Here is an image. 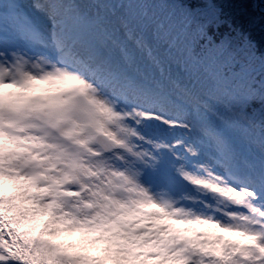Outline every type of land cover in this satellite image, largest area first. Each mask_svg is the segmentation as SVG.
<instances>
[{
  "label": "snow or ice",
  "instance_id": "6c2138e0",
  "mask_svg": "<svg viewBox=\"0 0 264 264\" xmlns=\"http://www.w3.org/2000/svg\"><path fill=\"white\" fill-rule=\"evenodd\" d=\"M3 3L0 264H264V157L240 164L228 131L238 127L246 139L264 146V88L248 87L243 75L225 79L211 58L202 65L196 62L210 83L203 94L165 79L164 62L141 31L152 23L160 35L168 34L173 46L186 40L193 27L208 32L209 26L223 23L214 0H203L202 8L181 0L185 11L179 33L169 32V24L150 18L147 10L116 20L99 14L89 19L69 0L33 3L51 18L50 41L60 53L59 62L73 57L92 74L90 79L67 68L37 74L32 69L40 65L29 67V56L4 48L10 30L41 43L49 37L31 26L18 0H8L7 9ZM86 29L94 30L97 50L85 58L75 49ZM232 51L251 57L254 45L228 34L224 52ZM138 56L156 68L159 79L138 80L126 70ZM105 73L122 89L115 95L116 89L105 88V95L120 104L132 102L123 90L141 89L162 97L168 106L120 111L95 95L98 82L104 87ZM257 100L250 113L249 105ZM126 119L134 124L157 120L192 141L157 142L124 123ZM145 142L155 149L183 145L193 157L207 150L211 162L192 167L185 155L177 154L176 173L204 197L226 201L225 208H215L226 219L197 212L171 195L158 198L143 184V170L158 163ZM180 200L214 207L187 194Z\"/></svg>",
  "mask_w": 264,
  "mask_h": 264
},
{
  "label": "rangeland",
  "instance_id": "374dc122",
  "mask_svg": "<svg viewBox=\"0 0 264 264\" xmlns=\"http://www.w3.org/2000/svg\"><path fill=\"white\" fill-rule=\"evenodd\" d=\"M73 0H69V2H71ZM75 4L83 7L88 13L93 11L92 9V3L93 4H100V2H102L104 4V1L108 3L109 7H111L113 10H111V12L113 14H115V17L118 19L120 17H125L127 16L126 14V8H127V2L126 0H89L90 3L88 2H83L84 0H74ZM125 1V2H124ZM77 2V3H76ZM92 2V3H91ZM130 2L133 5H136V8L138 11H144V10H151V12L149 13V17L150 18H154L155 20H161L167 23L172 24L174 22V15H172L171 13H167L166 11L167 8L165 7H161V8H156L155 5L152 6L151 4V0H130ZM72 3V2H71ZM155 9V10H154ZM163 13V17L161 16V14ZM173 20V21H172ZM141 31L143 33V36L146 40H151L153 42V46L156 49V51L158 52L159 56L162 58L164 65L167 69V74L165 79H169L170 77H172L173 81H182L185 85L190 86L192 88H194L196 90L197 93H204V90L207 87H210V84L208 82V78L206 76H204L203 74H201L200 76H202L201 80L202 84H195L194 80L197 79L199 77V72H198V65L197 63H191L189 65L186 64V62L184 61L183 57L185 56V49L186 48V44L185 41L183 40V38H181V41L179 44H176L175 46H173L172 44H169V41L167 39V35L168 34H164V35H160L157 31V29L154 27V25L152 23H149L147 26H144L141 28ZM170 32V30H169ZM87 45L85 46L86 49L91 50L92 51H96V39H95V34H92L90 37L87 38ZM169 45L167 48L165 47V45ZM214 45H218V44H214ZM220 45V43H219ZM160 47V48H158ZM160 50V52H159ZM225 54L224 50L222 51L221 55L213 57L212 55V60L216 62V65L219 64L220 62H222L223 60V64L222 66L226 67L228 64L226 62H228V60H224L223 57ZM118 57V54H116ZM146 60L143 58V56H141V61H136L135 64H130L132 66V71L130 72V74L133 77H138V78H143L145 79V75L143 71H140L142 69L141 67V63L143 64ZM204 62H199V64H203ZM188 68V69H187ZM219 71V69H218ZM227 71V76H224L225 79L227 80H232L233 76H231ZM223 76V75H222ZM248 78V74L245 75V79ZM242 86H244V84H242ZM242 89V87H240ZM240 98L238 97L237 100H239ZM186 103H191V101L189 100H185ZM218 107H220V105H217ZM231 134H229L232 138V141L234 143L236 152H237V159L238 162L240 164H245V163H249V162H255V163H259L260 159H258L257 157H261L262 155H264V151L261 149H264V146H262L258 141H249L248 139H246L241 130L236 127L231 128L228 130ZM188 137V136H186ZM257 148V149H256ZM260 149V150H259ZM203 155L202 160L209 162V158L207 155V150H202L200 152ZM254 155V158L252 157ZM210 199L212 200H216L213 199L212 195L209 196ZM216 207H222L225 208L227 205V202L225 201L224 203H215ZM206 215H211L209 212L206 213ZM218 217H215L217 219L220 220H225L226 217L222 214L219 213Z\"/></svg>",
  "mask_w": 264,
  "mask_h": 264
},
{
  "label": "trees",
  "instance_id": "16d2710c",
  "mask_svg": "<svg viewBox=\"0 0 264 264\" xmlns=\"http://www.w3.org/2000/svg\"><path fill=\"white\" fill-rule=\"evenodd\" d=\"M171 4L176 7H180L181 12L180 17H183L184 8L181 6V0H169ZM185 3L189 7H200L205 6L203 0H185ZM216 8L220 12L221 19L223 23L218 27L216 25L209 26L208 32L200 33L195 27L191 28L192 40H196L198 46L207 40H201L200 36H220L219 34H224L228 31V34L236 35L242 38L253 40L251 42L254 45L255 56L253 60L248 63L249 66H258L264 62V17L256 10L253 5V0H214ZM259 26H258V25ZM260 26L262 27L260 30ZM240 32V35L238 33ZM236 39V37H233ZM235 67H238L239 63L246 64L247 59L244 54L238 51H232ZM264 76V70L258 73L257 77L254 79L253 86L260 85L262 83V77ZM258 104V100L254 101L249 105V111L253 112Z\"/></svg>",
  "mask_w": 264,
  "mask_h": 264
},
{
  "label": "bare ground",
  "instance_id": "6f19581e",
  "mask_svg": "<svg viewBox=\"0 0 264 264\" xmlns=\"http://www.w3.org/2000/svg\"><path fill=\"white\" fill-rule=\"evenodd\" d=\"M81 13H83V12H81ZM110 14L112 15V13H111V11L109 9H107V10L105 9L102 12V15L108 17L109 19H110V16H111ZM116 19L117 18L115 17V15H113V20H116ZM158 48H160V47H158ZM159 52H160V50H159ZM113 57L116 58V59H118V57H117V55H116L115 52H113ZM42 58L44 59L43 54L38 53V57L31 59V63L29 65V67H31V64H39L38 62L42 61L43 60ZM136 61H139L140 62L141 61V56H138L137 59H136ZM41 65H42V63H41ZM42 66H40L38 68H33L32 70L35 73H40V72L41 73H44V72H47L46 69L43 68ZM141 67H142V69L140 71H143L144 72L145 77H147L149 79H159L158 74H157V70H156V68L152 64H150L147 61H145L143 64L141 63ZM126 70L130 73L132 71V66L131 65H128V67H127ZM50 71H54V70H50ZM99 80H100V78H99ZM138 80H144V79L140 77ZM170 80H171V78H170ZM95 95H96V97L98 99L103 100V101H106L107 100V102H109L108 99H106L98 91H96ZM165 128L171 129L167 124H165ZM195 195L196 196L199 195V197H200V191H196L195 192Z\"/></svg>",
  "mask_w": 264,
  "mask_h": 264
},
{
  "label": "water",
  "instance_id": "95a60500",
  "mask_svg": "<svg viewBox=\"0 0 264 264\" xmlns=\"http://www.w3.org/2000/svg\"><path fill=\"white\" fill-rule=\"evenodd\" d=\"M258 8L260 11L264 12V4L261 2V0H257Z\"/></svg>",
  "mask_w": 264,
  "mask_h": 264
}]
</instances>
